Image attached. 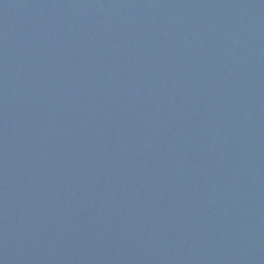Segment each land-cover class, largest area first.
<instances>
[{
	"label": "water",
	"instance_id": "obj_1",
	"mask_svg": "<svg viewBox=\"0 0 264 264\" xmlns=\"http://www.w3.org/2000/svg\"><path fill=\"white\" fill-rule=\"evenodd\" d=\"M264 153V0H0V231Z\"/></svg>",
	"mask_w": 264,
	"mask_h": 264
}]
</instances>
